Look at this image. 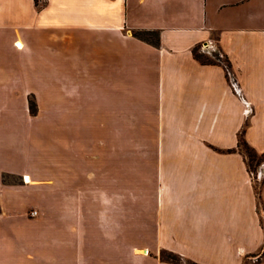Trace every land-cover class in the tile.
<instances>
[{
	"label": "crops",
	"instance_id": "crops-1",
	"mask_svg": "<svg viewBox=\"0 0 264 264\" xmlns=\"http://www.w3.org/2000/svg\"><path fill=\"white\" fill-rule=\"evenodd\" d=\"M135 29L157 30L159 43L134 36ZM51 30L65 35L52 38ZM215 43L229 58L241 95L221 64L193 55L194 46L210 50ZM42 49H60L87 83L95 78L101 97L129 100L123 105L135 115L131 127L145 131V176L153 184L143 186L149 197L128 230L142 232L147 252L121 255L115 243L118 185L91 187L108 201L80 204L81 216L67 217V179L76 176L22 158L19 167L0 168V191L49 195L50 215L26 217L23 209L43 207L41 199L13 213L0 207V264H40L45 253L55 255L50 235L60 232L57 241H67V225L78 220L80 245L90 251L82 250L81 264H174L160 258L162 249L201 264H242L259 250L264 183L257 199L237 138L244 127L246 141L264 152V0H45L42 7L35 0H0V130L13 119L7 113L23 119L17 100L24 83L46 81L34 70L38 63L49 66ZM8 98L16 99L15 107L5 105ZM109 108L104 113H112L111 122L102 124L115 129L121 110ZM3 172L28 174L30 181L4 182ZM54 194L56 206L49 200Z\"/></svg>",
	"mask_w": 264,
	"mask_h": 264
},
{
	"label": "rangeland",
	"instance_id": "rangeland-1",
	"mask_svg": "<svg viewBox=\"0 0 264 264\" xmlns=\"http://www.w3.org/2000/svg\"><path fill=\"white\" fill-rule=\"evenodd\" d=\"M44 2L45 0H37V5L42 7ZM38 31L39 34L43 32V30ZM48 35L52 38L55 36V39L57 37L61 39L65 34L51 30ZM34 38L33 40L37 39ZM201 51L204 52L202 48H200ZM38 52L44 62H49V66L45 63V65L38 63L34 70L46 78V81L25 82L23 98L17 100V105L24 109L23 119L20 113H7L10 118H13L12 121H8L6 124L2 122L0 168L4 166L19 167L22 158L25 162L30 158H35L45 170L56 173L65 170L72 172L76 177L67 179V217L69 215L80 217V204L85 209L86 203L90 207L93 203L100 204L108 201L107 194L98 193L91 187L118 185L119 193L114 194L117 197L116 210L119 208V227L116 226L115 243L121 255H130L133 250L141 252L144 248L142 232L137 230L134 233L128 229L135 219H140L139 217L142 216L145 198L149 197L144 193L143 186L153 184L149 176H145L149 174V172H145L146 163L144 162L145 131L131 127L130 118L135 115L125 111L126 108L123 105L129 100L115 99L113 101L112 98L101 97L95 89V78L87 83L84 79L85 76L81 77L79 71L67 65V57L60 49H56L52 53L44 49ZM45 52L46 57L44 58ZM72 74L75 75V78L69 81L67 77ZM15 100V98H8L4 102L11 109L16 106ZM130 101L135 100L132 98ZM112 105H119L121 110L118 115L119 125L115 129L102 124L111 122L112 113H104V111L111 110L109 107ZM107 106L109 107L107 108ZM116 116L114 120H116ZM106 117H109V120ZM85 126L89 127L85 128ZM148 149H150L149 146ZM254 163H252V170H255ZM27 167H29L28 163L23 167V171H27ZM252 174L255 176L254 183H259L264 174V159L257 167V171H253ZM79 175L86 178L79 177ZM1 179L4 182H25V177L18 173L3 172ZM86 186L88 192H84ZM256 186L258 185L256 184ZM98 191L101 190L98 189ZM48 196L43 197V193L36 190L32 192L26 189L16 191L3 189L0 191L1 211L17 212L21 210L25 202L41 199L43 204L45 203L44 208L40 204H30L23 210L30 220L37 217L47 218L50 215V209L44 201L48 200ZM56 196L54 194L49 198L55 206L58 203ZM60 197L64 198V195L61 194ZM33 208L38 209L35 216L30 214V210ZM92 212L94 211L92 210ZM115 219H117L116 214ZM135 221L137 222V220ZM78 222L75 225L72 223V226L67 225V230L71 231V233L67 232V241L63 238L60 242L57 241L56 238L62 235L60 232L56 236L54 233L50 235L47 239L49 245H47L50 251L52 250L51 243L54 245L53 251L56 257L47 252L48 254L45 253L42 256L40 264H64V262L81 264L82 250L84 253L90 251H86L85 243L82 247L80 245ZM54 229L56 230V228ZM42 237L40 235V240ZM163 250L167 249H162L160 254ZM29 257L31 258V255ZM36 258L37 254L34 256V260ZM263 262L264 243L257 252L249 253L242 264H261Z\"/></svg>",
	"mask_w": 264,
	"mask_h": 264
},
{
	"label": "trees",
	"instance_id": "trees-1",
	"mask_svg": "<svg viewBox=\"0 0 264 264\" xmlns=\"http://www.w3.org/2000/svg\"><path fill=\"white\" fill-rule=\"evenodd\" d=\"M35 3L37 4V0H35ZM133 35L145 40L147 42H150L152 44H158L159 43V33L157 30H151V29H135L132 31ZM215 39L217 40V36H215ZM201 45H196L193 47L192 52L195 58H197L201 63L203 64H221L226 72L227 78L229 79L231 85L233 86V89L239 94L238 90V84L235 79V76L233 74L231 63L229 58L221 48L218 46L217 43H215L213 49L207 50L203 49L204 52H200ZM237 150H239L246 161L247 169L252 177V180L254 179V175L252 174L253 171H257V167L262 163L264 159V152L259 153L257 152L245 139L244 137V127H242L238 133L237 138ZM254 164V169L252 170V163ZM257 173V172H256ZM264 183V174L260 178V182L256 183L253 181L255 194L257 199L261 196V185ZM160 258L166 261H169L174 264H201L196 261H193L191 259L185 258L179 253L170 251V250H163V252L160 254Z\"/></svg>",
	"mask_w": 264,
	"mask_h": 264
},
{
	"label": "bare ground",
	"instance_id": "bare-ground-1",
	"mask_svg": "<svg viewBox=\"0 0 264 264\" xmlns=\"http://www.w3.org/2000/svg\"><path fill=\"white\" fill-rule=\"evenodd\" d=\"M15 44H16L18 47H21V46H22V41H21L20 39H16ZM24 177H25V181H30V177H29L28 174H25ZM142 252L146 253L147 250H146V249H142Z\"/></svg>",
	"mask_w": 264,
	"mask_h": 264
},
{
	"label": "built area",
	"instance_id": "built-area-1",
	"mask_svg": "<svg viewBox=\"0 0 264 264\" xmlns=\"http://www.w3.org/2000/svg\"><path fill=\"white\" fill-rule=\"evenodd\" d=\"M37 213H38V210L36 208H33V209L30 210V214L32 216H35Z\"/></svg>",
	"mask_w": 264,
	"mask_h": 264
}]
</instances>
